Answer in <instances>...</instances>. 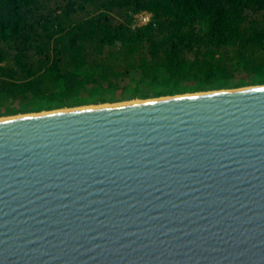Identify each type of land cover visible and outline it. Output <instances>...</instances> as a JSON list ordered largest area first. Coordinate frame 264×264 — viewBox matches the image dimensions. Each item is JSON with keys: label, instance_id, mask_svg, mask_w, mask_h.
I'll return each mask as SVG.
<instances>
[{"label": "water", "instance_id": "1", "mask_svg": "<svg viewBox=\"0 0 264 264\" xmlns=\"http://www.w3.org/2000/svg\"><path fill=\"white\" fill-rule=\"evenodd\" d=\"M0 264H264V85L0 118Z\"/></svg>", "mask_w": 264, "mask_h": 264}, {"label": "trees", "instance_id": "2", "mask_svg": "<svg viewBox=\"0 0 264 264\" xmlns=\"http://www.w3.org/2000/svg\"><path fill=\"white\" fill-rule=\"evenodd\" d=\"M261 85L264 0H0V118Z\"/></svg>", "mask_w": 264, "mask_h": 264}, {"label": "built area", "instance_id": "3", "mask_svg": "<svg viewBox=\"0 0 264 264\" xmlns=\"http://www.w3.org/2000/svg\"><path fill=\"white\" fill-rule=\"evenodd\" d=\"M151 15L147 12L139 13L134 16L133 27H139L150 23Z\"/></svg>", "mask_w": 264, "mask_h": 264}, {"label": "rangeland", "instance_id": "4", "mask_svg": "<svg viewBox=\"0 0 264 264\" xmlns=\"http://www.w3.org/2000/svg\"><path fill=\"white\" fill-rule=\"evenodd\" d=\"M133 101H140V100H133ZM98 106V105H97ZM87 107H93V106H87Z\"/></svg>", "mask_w": 264, "mask_h": 264}]
</instances>
